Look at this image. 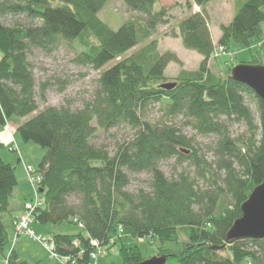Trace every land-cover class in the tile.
<instances>
[{"label":"trees","instance_id":"1","mask_svg":"<svg viewBox=\"0 0 264 264\" xmlns=\"http://www.w3.org/2000/svg\"><path fill=\"white\" fill-rule=\"evenodd\" d=\"M211 1L188 0V7L200 10L172 28L170 35L202 60L196 71H181L168 81L165 68L180 61L171 51L160 52L152 38L170 18V7L157 6V0H133L129 18L116 29L98 16L108 0H0V131L15 123L23 141L45 149L37 167L28 164L39 182L30 183L24 164L30 194L14 196V166L0 159V264H30L13 244L20 235L15 225L25 203L33 200L34 186L39 200L29 227L81 224L78 233L51 234L47 242L57 255L79 264L90 261L93 240L103 251L125 235L162 242L176 241L180 233L185 238L180 251L158 252L163 264H264V238L224 245L225 233L241 216V204L264 180L262 103L231 77L232 66L224 75L208 67L213 51L227 49L231 41L246 47L252 38L264 43V0H237L230 22L220 26L217 45L207 20ZM8 16L24 20L9 25L4 22ZM64 42L79 48L72 59L76 65L99 71L96 88L81 107L65 102L39 110L54 84L36 80L29 57L33 50L49 54ZM167 82L174 86L162 88ZM247 100L256 107L257 121ZM155 105L163 113L158 122L148 118ZM229 122L242 123L244 132L234 136ZM119 126L133 134L112 152L93 141L98 130ZM183 127L216 137L211 160ZM169 159L193 166V175L182 170L167 176L160 162ZM138 173L148 174L147 187L129 190ZM119 255L121 264L145 260L136 246L121 244Z\"/></svg>","mask_w":264,"mask_h":264},{"label":"rangeland","instance_id":"2","mask_svg":"<svg viewBox=\"0 0 264 264\" xmlns=\"http://www.w3.org/2000/svg\"><path fill=\"white\" fill-rule=\"evenodd\" d=\"M187 1L157 0V6L170 7V18L166 24L157 27L152 38L157 40V47L160 52L171 51L177 55L180 61V63L171 62L165 68L164 75L168 81H173L181 71H196L202 60L201 56L195 51L185 49L179 37L170 35L177 21L190 12L200 10L193 4L188 7ZM236 1L212 0L206 7L208 27L215 45H217L220 37V26L227 25L234 14ZM131 3H133V0H108L105 6L98 12V16L112 28L116 29L123 21L129 18ZM23 20L20 17L8 16L4 19V22L12 25L15 22L22 23ZM261 27L264 33V22L261 24ZM78 49V47H74L73 43L64 42L49 54L39 50L32 51L29 58L34 66L36 80L51 79L54 84L46 93V101L39 102V110L46 106H59L65 102H69L71 107L77 108L81 107L85 101L92 97L96 88V79L99 76V71L87 66L76 65L72 61ZM240 63L264 65V43L258 44V40L252 38L250 46L246 47L231 41L227 49L221 46L219 49L213 51L208 62V67L216 74H223L228 66L234 67ZM60 88L63 89L59 91ZM246 102L253 113L255 121H257L258 114L254 103L251 100H247ZM162 114L159 106L155 105L149 110L148 118L153 122H158ZM177 122L180 125L183 124L182 119H178ZM14 125L15 123L7 125L0 131V159L14 166L17 179V185L14 190L15 196L16 191H20L22 194L31 193L32 188L28 182L24 164H29L34 168L37 167L38 162L45 153V149L32 141H23ZM229 129L234 136L243 133L245 130L244 125L240 122H229ZM183 131L187 136L194 139V143L211 160V148L214 146L216 137L196 134L190 127H183ZM132 134L133 130L129 127L119 126L108 131L98 130L93 141L98 145H104L107 150L112 152L117 143L131 137ZM14 146H17L18 152L9 151L10 149L13 150ZM160 166L167 176L174 175L182 170L191 173V175L194 172L193 166L187 163L178 165L174 159L162 161L160 162ZM148 181L149 176L146 173L133 174L128 189L135 190L139 187H147ZM31 227L34 235L41 236L46 242H48V237L51 234H73L81 231L79 225L67 222L61 224L46 223L43 225L33 223ZM116 240V244L109 249L103 247V253L99 256L101 264H121V257L119 255L121 244L126 247L136 246L142 258L149 259L157 256L160 250L168 252L180 251L185 238L180 233L176 241L161 242L157 238H133L126 235L121 236L120 240ZM11 245L10 243L9 248ZM13 246L15 251H20L19 253H21L22 257L30 264H62L60 261L51 258L42 244L25 234H20L16 237Z\"/></svg>","mask_w":264,"mask_h":264},{"label":"water","instance_id":"3","mask_svg":"<svg viewBox=\"0 0 264 264\" xmlns=\"http://www.w3.org/2000/svg\"><path fill=\"white\" fill-rule=\"evenodd\" d=\"M231 77L247 86L261 100L264 114V65L240 63L231 69ZM174 83L167 82L162 88L171 89ZM241 216L233 221L225 233L224 245L240 239L264 238V180L257 185L240 206ZM164 256L145 259L138 264H163Z\"/></svg>","mask_w":264,"mask_h":264},{"label":"built area","instance_id":"4","mask_svg":"<svg viewBox=\"0 0 264 264\" xmlns=\"http://www.w3.org/2000/svg\"><path fill=\"white\" fill-rule=\"evenodd\" d=\"M26 172L29 175V181L33 185L34 182H39V177H31L30 174H32V168L31 166H25ZM34 195L33 200L31 202H27L24 205V212L22 216L19 218V221L16 223L15 228L17 234H25L27 236H30L34 238L36 241H38L44 249L48 252L51 258L60 261L62 264H79L76 259L71 258L69 256L63 257L59 256L54 252V244L53 243H47L44 240L40 238V236H35L33 233V230L29 227L30 223L32 222L31 218V211L35 206L38 205V195L36 192V187L34 186ZM81 226V224H79ZM14 242V241H13ZM76 244V243H75ZM91 244L94 246V250L90 252L89 259L90 261L88 264H101L99 262V256L103 253L101 247L99 246L98 242L96 240L91 241Z\"/></svg>","mask_w":264,"mask_h":264},{"label":"crops","instance_id":"5","mask_svg":"<svg viewBox=\"0 0 264 264\" xmlns=\"http://www.w3.org/2000/svg\"><path fill=\"white\" fill-rule=\"evenodd\" d=\"M19 194H22L20 191H16V195H19ZM19 213H20V211H19ZM18 213V214H19ZM11 229V234L14 232L13 231V229H12V227L10 228ZM14 234V233H13ZM12 234V235H13ZM16 248H17V245H16ZM15 249V248H14ZM17 252V254L21 257V258H23V259H25L24 257H22V255H21V253H19L20 251H16ZM26 260V259H25Z\"/></svg>","mask_w":264,"mask_h":264}]
</instances>
